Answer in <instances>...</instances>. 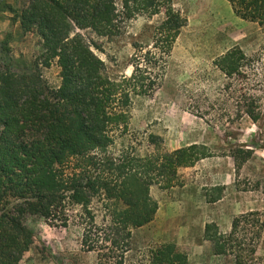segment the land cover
Masks as SVG:
<instances>
[{
  "label": "trees",
  "instance_id": "1",
  "mask_svg": "<svg viewBox=\"0 0 264 264\" xmlns=\"http://www.w3.org/2000/svg\"><path fill=\"white\" fill-rule=\"evenodd\" d=\"M227 2L237 18L264 27V0ZM142 15L162 16L151 45L134 46L131 74L111 79L94 53L96 45L80 32L111 39ZM12 20L38 34L42 53L36 66L55 64L60 84L49 89L32 76L0 71V264H22L32 244L25 224L30 217L63 228L74 220L82 229V246L96 253L98 264H187L170 244L139 261L127 263L126 255L133 230L150 223L157 211L150 188L172 187L179 168L210 156L207 148L192 144L166 152L159 137L149 134L151 150L142 155L125 140L134 98L150 97L161 86L186 19L172 0H27ZM253 60L235 47L214 66L232 78ZM244 99L242 113L256 123L257 98ZM252 217L258 214L234 218L229 234L217 238L222 242L209 236L210 224L205 235L236 264H255L263 223L249 221Z\"/></svg>",
  "mask_w": 264,
  "mask_h": 264
},
{
  "label": "rangeland",
  "instance_id": "2",
  "mask_svg": "<svg viewBox=\"0 0 264 264\" xmlns=\"http://www.w3.org/2000/svg\"><path fill=\"white\" fill-rule=\"evenodd\" d=\"M26 1L0 0L12 25L10 31L0 32V71L32 76L54 89L60 84L57 66H36L41 38L12 20ZM172 2L186 25L173 45L161 86L150 97L134 98L125 140H132L142 155L151 150L147 137L152 134L166 152L196 144L205 146L210 156L179 168L172 187L150 188L151 198L165 203L163 219L153 217L152 223L133 230L126 261L145 259L149 251L170 244L186 256L187 264H236L214 242L229 234L231 228L225 226L229 220L257 213L249 219L263 223L255 240L254 263L264 264V27L237 18L227 0ZM161 21V15L138 16L111 39L80 34L96 45L94 53L104 62L107 75L118 79L131 74L134 46H150ZM235 47L254 60L242 66L240 76L226 78L214 61ZM250 94L257 98L255 106L261 113L256 123L242 113L247 109L244 97ZM119 144L116 150L121 149ZM247 151L252 154L243 160ZM25 224L32 232V244L22 255V264H98L96 253L82 246V229L74 220L65 228L38 217ZM204 224L212 226L209 236L214 242L206 237Z\"/></svg>",
  "mask_w": 264,
  "mask_h": 264
},
{
  "label": "crops",
  "instance_id": "3",
  "mask_svg": "<svg viewBox=\"0 0 264 264\" xmlns=\"http://www.w3.org/2000/svg\"><path fill=\"white\" fill-rule=\"evenodd\" d=\"M232 12V11H231ZM10 18H11V15H8L5 11H4V9H1L0 8V19H4V22L1 24V22H0V32L1 31H4V32H6V31H10V29H11V26L12 25H10V23H11V21H10ZM6 19V20H5ZM14 28H17V26L15 27V26H13ZM201 161V160H200ZM164 211H165V203L163 202V201H161V199H159L158 200V208H157V211H156V213H155V215H154V220H161V219H163V213H164ZM233 220V219H232ZM232 220L230 221H228V223H226L225 224V226H227V227H230L231 228V223H232ZM153 221H151L150 223H152ZM149 224V223H148ZM147 224V225H148ZM146 226V225H145ZM205 224H204V233H205ZM141 228V227H140ZM142 228H143V226H142Z\"/></svg>",
  "mask_w": 264,
  "mask_h": 264
}]
</instances>
